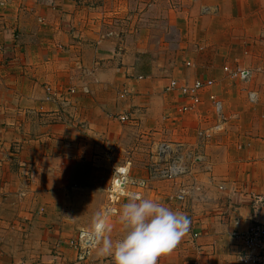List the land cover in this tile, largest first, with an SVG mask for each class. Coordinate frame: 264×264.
<instances>
[{"label": "crops", "instance_id": "obj_1", "mask_svg": "<svg viewBox=\"0 0 264 264\" xmlns=\"http://www.w3.org/2000/svg\"><path fill=\"white\" fill-rule=\"evenodd\" d=\"M169 1L0 0V209H23L21 225L53 223L36 211L52 214L58 197L73 210L65 224L78 226L90 204L110 206L105 185L123 160L121 128H174L179 142L169 144L186 156L187 173L167 181L147 167L137 168L142 178L133 170L136 183L118 210L138 192L186 215L187 233L156 264H250L239 259L234 232L264 222V200L256 199L264 197V0ZM154 6L163 10L161 35L142 38L139 27L124 26ZM171 78L213 84L192 104L166 89ZM212 94L226 117L219 130ZM124 113L137 121L120 120ZM109 215L115 241L122 225ZM10 226L2 215L0 264L77 258L68 242L60 252L33 236H10ZM100 246L74 263L99 264L92 257L105 256Z\"/></svg>", "mask_w": 264, "mask_h": 264}, {"label": "rangeland", "instance_id": "obj_2", "mask_svg": "<svg viewBox=\"0 0 264 264\" xmlns=\"http://www.w3.org/2000/svg\"><path fill=\"white\" fill-rule=\"evenodd\" d=\"M154 3L159 4V2H157V0H155ZM176 3H177L176 0H170L169 1V4L171 6H172V4L176 5ZM154 8L155 9H154V11H152V13L148 12L147 15H144V16L129 18L127 20V22H124V26L132 23V24H134L133 26L135 28V25H136V27H139L141 29V33L143 32V35L142 36L140 35L142 38H145L149 34L153 35V37L151 39H153L155 35H156V37H158L159 35H161V33H160L161 21H162L161 13L163 10L161 9V11H160V9H159L157 11V9H156L157 7L154 6ZM135 21H138V23H135ZM161 50L165 51L166 49H161ZM168 66L170 68L172 67V65H168ZM71 90L74 91V89H71ZM124 114L127 116L129 115L128 116L129 122L130 121L131 122L137 121V117H133V114H131V113H124ZM138 119H139V121L141 120L140 117H138ZM139 126H140V124H138V127L136 129H131L129 131H127V129L124 130L123 129L124 127L121 128L122 130L120 128H118V130L119 129L121 130L120 131L121 135L125 136V139L123 141V145H125L124 146L125 148L121 149L122 156L118 155L117 153H116V155L114 154V156H116V157L121 156V158L123 160L118 161V163L120 165H125V164L127 165L128 164L129 178H131L130 175H133V172H132L133 170L139 171V169H137L139 167H147L148 169H151V171H153V175L158 177L156 175V170H155L156 166L154 163V161L156 160V158L154 156L156 154L157 147L159 144H162V143H170L171 145L178 143L179 141H176V139L178 138L177 132L174 130V128H171V129L149 130V132H150L149 133V132H146L145 128H139ZM118 130H117V128L111 129V130H109V133L112 135L115 132H119ZM127 148L129 150H127ZM125 149L128 151V153L125 152ZM111 150L116 151V152L119 151L118 148H116V147L114 149H113V147H111ZM115 168L114 167L112 168V175H111L109 184L106 182V185H105L106 186V192H107L106 193L107 199H108V196L110 194V188L112 186V183H113V180L115 177ZM139 173L140 174L138 175V177H141V178L144 177L140 171H139ZM167 181H171V180H167ZM76 195H78L77 198H79L81 196V194H78V193H76ZM99 201H101V198ZM54 204H55V202H54ZM63 206H64L63 199L59 200V198L57 197L56 208L52 214L49 212V209H46L44 207L40 209V212H39V210L36 211V216H41V217H45V218L47 216H52V218H54L57 223L56 222L50 223V222H47V221L41 219V220H39L38 224L28 226L27 224L24 223V225H21L20 222L17 223L21 218H25L24 214H23L24 210L21 208H11L8 210L7 209L6 210L0 209V217L2 215H4V216H7V218L9 219V223L11 226H10V231L8 230V232H10V236H33L35 238V240H41L42 242L48 241L52 245V246H50L52 249L62 252L63 251L62 248L65 245L68 246V244H66L68 237L76 236V234L78 233L80 228L91 229L93 219L96 217L97 214L103 215V213L109 212L108 211L109 207L108 208L105 207L102 210L101 209L97 210L98 208L96 209V206L91 207V204H90V206H89L90 210L88 209V210H85L86 212H82V216L79 218V221L80 222L82 221L80 225L76 226L75 224L73 225L71 223L67 225L65 223L67 221V218L72 215L73 210L65 209ZM109 214L107 216L110 219L111 215H109ZM49 220L50 219H48V221ZM111 220H113V219H111ZM26 225L28 226V228ZM118 229H120V227ZM119 232H124L123 228L121 230H119ZM51 236H55L54 241H51ZM117 237L119 238V236H117ZM120 237L122 238V236H120ZM99 243L100 242H97L92 247L93 249L92 248L91 249L97 250L96 248H97V245ZM53 245H56V246L53 247ZM89 254L90 253H88L87 255H89ZM87 255H86V258H87ZM92 259L97 260L99 264H114L111 256H104V257L100 258L96 254L95 257H92ZM74 260L75 261L76 260L81 261V260H79V258L72 259L71 262L73 264H75ZM82 260H84V259H82ZM20 264H26L25 260H24V262H21Z\"/></svg>", "mask_w": 264, "mask_h": 264}, {"label": "clouds", "instance_id": "obj_3", "mask_svg": "<svg viewBox=\"0 0 264 264\" xmlns=\"http://www.w3.org/2000/svg\"><path fill=\"white\" fill-rule=\"evenodd\" d=\"M109 212L122 225V238L111 239L113 225L106 214H97L93 219L92 233L101 242L98 254L111 256L114 264H156L157 256L171 251L189 228L182 212L137 194L129 195L118 213L114 209Z\"/></svg>", "mask_w": 264, "mask_h": 264}, {"label": "built area", "instance_id": "obj_4", "mask_svg": "<svg viewBox=\"0 0 264 264\" xmlns=\"http://www.w3.org/2000/svg\"><path fill=\"white\" fill-rule=\"evenodd\" d=\"M228 69V67H225ZM236 76H242L243 71L237 68L233 71ZM213 84L211 79H197L194 82L179 83L175 78H171L167 85V90L177 89L180 91L181 95L187 98L190 103L196 104L200 102L199 92L205 86H210ZM213 102L215 104V110L218 117V123L214 126L215 130L222 128L226 117L223 111L222 101L219 100L215 95H211ZM249 99L252 102L257 100V94L255 92L249 93ZM120 120H128V116L122 114L119 116ZM211 129H206L205 133L208 135ZM156 160L155 170L156 175L164 180H176L187 173V159L186 156L179 150L178 146H170L169 143L159 144L154 156ZM119 170V171H117ZM135 180L129 178L128 164L119 165L115 168V177L110 188L108 209H114L118 212L117 204L121 202L122 196H127L129 193V186H134ZM141 185L145 184L144 180L139 182ZM140 196V193H134ZM257 201H263V196H257ZM109 211V210H108ZM108 213H103L108 215ZM234 236L239 241L240 253L239 259L243 263L250 264H264V222L259 221L257 218L244 230L235 231ZM70 247H72L77 254L79 260L85 259L86 255L90 253L91 248L98 242L92 233V228H80L76 236L69 237L67 240ZM88 256V255H87Z\"/></svg>", "mask_w": 264, "mask_h": 264}]
</instances>
